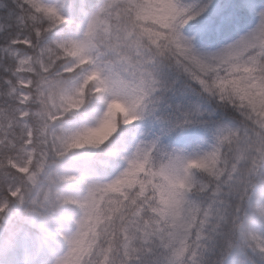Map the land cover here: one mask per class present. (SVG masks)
<instances>
[{
    "label": "snow or ice",
    "instance_id": "obj_1",
    "mask_svg": "<svg viewBox=\"0 0 264 264\" xmlns=\"http://www.w3.org/2000/svg\"><path fill=\"white\" fill-rule=\"evenodd\" d=\"M209 253L264 264V0H0V264Z\"/></svg>",
    "mask_w": 264,
    "mask_h": 264
},
{
    "label": "trees",
    "instance_id": "obj_2",
    "mask_svg": "<svg viewBox=\"0 0 264 264\" xmlns=\"http://www.w3.org/2000/svg\"><path fill=\"white\" fill-rule=\"evenodd\" d=\"M58 1V3H63V0H56ZM200 20V17H196L194 20L189 21V24H194L196 22H198ZM187 27V25L185 26ZM244 29H241V32ZM188 34V33H186ZM240 33H232V38H236ZM192 84L193 88L198 87L197 84H195V82H189ZM187 83L182 82V78L176 83L175 87V92L173 93H169V98L171 99V101L173 103L176 102H180L181 104H187L188 100L191 101H196L198 99V97L187 90ZM186 95H183L185 94ZM201 104L204 103L203 100H200ZM214 104V101L212 102ZM163 143H167L168 141L166 139H162ZM66 166H67V170L69 171H78V172H82L84 174H88L90 173L94 167H103V161L102 159L98 160L97 162H93L92 160L89 159V157L84 154V153H80L77 154L73 157H69L68 161L66 162ZM68 189H71V185L67 186ZM217 259V255L213 254V253H209L206 257L207 260V264H211V262L213 260Z\"/></svg>",
    "mask_w": 264,
    "mask_h": 264
},
{
    "label": "rangeland",
    "instance_id": "obj_3",
    "mask_svg": "<svg viewBox=\"0 0 264 264\" xmlns=\"http://www.w3.org/2000/svg\"><path fill=\"white\" fill-rule=\"evenodd\" d=\"M56 3H58V1H56ZM58 4H60V3H58ZM182 82H185V81L182 79ZM185 83H189V82H185ZM214 103H215V101H214Z\"/></svg>",
    "mask_w": 264,
    "mask_h": 264
}]
</instances>
